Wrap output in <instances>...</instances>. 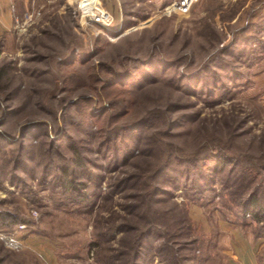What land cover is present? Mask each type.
I'll use <instances>...</instances> for the list:
<instances>
[{
  "label": "rangeland",
  "instance_id": "obj_1",
  "mask_svg": "<svg viewBox=\"0 0 264 264\" xmlns=\"http://www.w3.org/2000/svg\"><path fill=\"white\" fill-rule=\"evenodd\" d=\"M12 1L0 30V211L27 222L0 225L23 242H0L5 264H99L96 243L127 249L149 228L138 264H242L264 252V170L242 178L264 167V0H196L187 13L176 0H101L106 34L75 16L74 1L87 0ZM138 143L149 171L174 155L153 200L115 185L136 168ZM218 145L223 170L183 161ZM66 165L83 195L62 187ZM244 182L257 187V217L230 198Z\"/></svg>",
  "mask_w": 264,
  "mask_h": 264
},
{
  "label": "trees",
  "instance_id": "obj_2",
  "mask_svg": "<svg viewBox=\"0 0 264 264\" xmlns=\"http://www.w3.org/2000/svg\"><path fill=\"white\" fill-rule=\"evenodd\" d=\"M0 77H1V72H0ZM113 78V77H112ZM109 79L107 81V85L106 88H109V86H112V84H114L113 80ZM119 80V79H118ZM116 80L115 82L118 83L120 82V80L118 81ZM111 90H116V89H110L108 92H106V98L109 99V102H112L113 100H111L110 98H114L111 96H115V94L113 92H111ZM123 104H125L126 108L124 111H129L128 107L130 106L129 102H125L124 100L122 101ZM125 112V113H126ZM100 113V111H99ZM124 113V114H125ZM123 114V115H124ZM90 118V117H88ZM92 118V117H91ZM145 124H147V120L145 122ZM118 138V135H116ZM105 142H115L114 139H111V137L109 136L108 138L104 139ZM118 140V139H117ZM139 142V141H137ZM115 145V143H114ZM139 143L138 145L135 146V151L137 150V152L135 153V151L129 152V154H123L122 156V160L125 162L126 158L129 157L128 155H132L133 158H136L134 161V164L136 165V168L132 169L131 172H128L127 170H121L122 171V175L117 177V182H115V185H120V187H124V188H134L136 189V191L132 194H129L128 197L131 198H142V197H146L148 195L149 192V196L153 197L156 195L155 190H159L157 189L158 187L154 186L157 183H159V176L162 175V172H164L166 170V166L168 165V163L172 160V156L171 154L167 153V155L165 156V160L164 162L159 165L156 166L154 168H152L151 171L144 169L143 167H141V165L137 164L140 160L137 159V157H141L145 151L144 148H139ZM213 149H199L196 150L195 152L191 153V155H189V157L187 159H184L183 161L188 162V166L192 165L193 168H195L196 170H200L202 171V168L209 169L210 166L206 163V160L211 159V160H215L216 163L220 164V169L219 170H223L225 169V165L227 164L228 161H230L229 157L227 156V154L224 152V149H222V146L218 145V148L216 147H212ZM120 150H122L121 147L117 146V148H115L114 146V153L116 155L114 156H118V154L120 153ZM177 157H179L177 155ZM74 162L78 165L82 164V159L83 157L81 156V154L79 153L78 150H75L74 152ZM201 163V164H200ZM244 167V166H243ZM60 170L62 171L61 175H64L63 179H62V187L65 190H75L77 193L83 195V193L81 192L84 188L87 187L85 182H80V181H75L73 179V177L70 176V172H69V167L66 166H61L59 167ZM190 168V167H189ZM245 168V167H244ZM215 169H218L217 166L215 165ZM217 170V171H219ZM247 172H252L253 176H251L250 178H246V177H242L243 179H247V181H252L254 179L255 176H258V172H262L261 170H264V167H259L257 165H251L248 166L244 169ZM203 174V173H202ZM204 181H207L208 178L206 175H204ZM188 177V176H186ZM199 178H202V176L200 174H198ZM197 179V178H196ZM195 178L191 179V184L190 188L193 190L194 188H201L202 185H200L198 183V181ZM212 180V179H211ZM149 184H153L151 186H153V189L151 191H147V188L149 186ZM251 184V183H250ZM240 185V184H239ZM243 186V188H242ZM248 189V193L246 195L245 191L243 192V190L246 188ZM248 184H244L240 185V187L238 186L237 188H231L230 190V194H232V196L234 197H230L232 198L233 202L240 208H243L244 211L247 212V214L253 212V215H255V217H257L258 214H260L262 211V208H260V197L258 196V191H257V187L253 186V187H248ZM242 189V190H241ZM144 190V191H142ZM81 192V193H80ZM229 194V195H230ZM152 202H149L146 204V206L149 204L150 206H152L151 204ZM135 205H132V203L129 204H125L124 207L127 209L128 212H132V208ZM251 212H250V211ZM25 222H27L25 219H21L20 217H18L15 214H11V213H5V212H1L0 211V225L2 226H13L14 225L16 227H18L19 224L23 223L26 224ZM150 222L146 221V223ZM118 229L125 231V232H129L131 229V227H129V225L127 224H123L120 223L117 226ZM135 228V227H134ZM1 229V228H0ZM5 230V229H4ZM151 233V228H149L147 231H141L139 234L135 235V239L133 240V242L130 240L128 241L129 243H127V249H114L113 252H111L110 249H107L108 246H104V243L98 242L95 245L97 246V260L99 262V264H115V262L117 260H121L120 264H138V259L140 258V255L142 254V246H143V236L145 234H150ZM125 244V242H124ZM128 256V257H127ZM6 260V256H0V264H5ZM11 264H20L19 262H13Z\"/></svg>",
  "mask_w": 264,
  "mask_h": 264
},
{
  "label": "built area",
  "instance_id": "obj_3",
  "mask_svg": "<svg viewBox=\"0 0 264 264\" xmlns=\"http://www.w3.org/2000/svg\"><path fill=\"white\" fill-rule=\"evenodd\" d=\"M196 0H176L173 4L174 9L180 13H187L193 3ZM76 4L75 16L82 20V23L92 24L99 28L100 32L106 34L107 29L110 30L113 16L112 14L103 7L101 0H98L95 5L84 4L80 6L79 3ZM108 36V35H107ZM25 224H21L20 228H24ZM0 242L4 243L7 247L11 249H20L23 247V242L20 240L18 235L12 233H5L0 230Z\"/></svg>",
  "mask_w": 264,
  "mask_h": 264
},
{
  "label": "crops",
  "instance_id": "obj_4",
  "mask_svg": "<svg viewBox=\"0 0 264 264\" xmlns=\"http://www.w3.org/2000/svg\"><path fill=\"white\" fill-rule=\"evenodd\" d=\"M13 7L14 5L12 0H0V30H2L5 26ZM241 262L242 264H264V252L260 253L259 249L251 255L247 254Z\"/></svg>",
  "mask_w": 264,
  "mask_h": 264
},
{
  "label": "bare ground",
  "instance_id": "obj_5",
  "mask_svg": "<svg viewBox=\"0 0 264 264\" xmlns=\"http://www.w3.org/2000/svg\"><path fill=\"white\" fill-rule=\"evenodd\" d=\"M88 4V5H95L97 3V1H94V0H87V1H83L81 2L80 6H84V4Z\"/></svg>",
  "mask_w": 264,
  "mask_h": 264
}]
</instances>
